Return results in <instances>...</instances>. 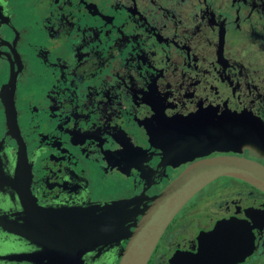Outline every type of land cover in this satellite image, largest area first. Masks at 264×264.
Wrapping results in <instances>:
<instances>
[{
    "label": "flooded vegetation",
    "instance_id": "obj_1",
    "mask_svg": "<svg viewBox=\"0 0 264 264\" xmlns=\"http://www.w3.org/2000/svg\"><path fill=\"white\" fill-rule=\"evenodd\" d=\"M23 11L41 18L17 24ZM43 42L33 69L28 50ZM222 157L264 166V0H0V264H61L14 231L21 165L40 207L106 214L107 242L64 264H119L142 215L118 239L119 209L105 206L144 211L192 164ZM258 186L208 183L147 264H264Z\"/></svg>",
    "mask_w": 264,
    "mask_h": 264
},
{
    "label": "water",
    "instance_id": "obj_2",
    "mask_svg": "<svg viewBox=\"0 0 264 264\" xmlns=\"http://www.w3.org/2000/svg\"><path fill=\"white\" fill-rule=\"evenodd\" d=\"M18 156L19 165L21 161H26L24 148ZM183 159L188 160L187 157ZM21 170L25 186H18L16 192L26 212L23 222L14 223V231L24 232L25 237L43 248V254L59 258L61 264L69 260L82 263L84 253L99 243L107 242L101 237L105 234L101 217L106 214L99 207H40L32 198L30 168L21 165ZM222 175L244 179L264 190L263 165L245 158L222 157L192 164L159 195L154 196L152 204L144 211H137L138 208L133 206L136 199H122L105 206L110 210L109 214L112 208L119 209V226L113 230L118 239L127 229L125 224L133 223L135 216L142 215L139 223H135L136 229L130 234V241L121 254L119 264H147L160 237L183 205L196 192Z\"/></svg>",
    "mask_w": 264,
    "mask_h": 264
},
{
    "label": "rangeland",
    "instance_id": "obj_3",
    "mask_svg": "<svg viewBox=\"0 0 264 264\" xmlns=\"http://www.w3.org/2000/svg\"><path fill=\"white\" fill-rule=\"evenodd\" d=\"M20 1H21V0H20ZM101 3H102V1H101ZM27 15H28V14H27L26 11H23V12H17V13H16V22H17V24H19V23H25V24H27V22L29 21V19H30V22L33 24V23L36 21L37 18H41V15H38V14H36V13L32 14L31 18H30V16L28 17ZM73 17H74V18H73ZM70 18H71L72 20H74V22H76V23H79L80 20H81V19H79V20H75V16H71V15H70ZM37 45H38V47H35V48H34L33 46H31L34 50L29 49V50H28L29 54H27V55L29 56V57H28L29 62H30V60L32 61V60H35V59L37 58L35 64L33 65V69L41 68L40 65H39V63H38V60H41V61L43 60L40 56H41L42 52L44 51V50H43L44 42H43V45H42V46H40V44H37ZM46 46H48V45H46ZM23 47H24V46H23ZM25 47H26V46H25ZM25 47H24V48H25ZM42 50H43V51H42ZM35 52H36V55L34 56ZM102 54H103V55H107V50H106V49H103V50H102ZM41 64H42V63H41ZM42 67H43V68L50 69L49 67H47V66H45V65H43V64H42ZM50 70H51V69H50ZM24 81H25V79H24ZM101 192H102V193H106V190H102ZM109 193H110V191H109ZM117 193H118V194H125L124 190H120V191H118Z\"/></svg>",
    "mask_w": 264,
    "mask_h": 264
}]
</instances>
